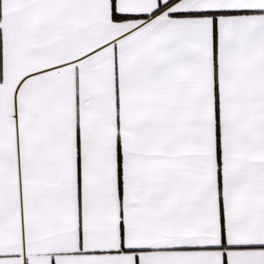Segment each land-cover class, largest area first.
<instances>
[{
    "label": "snow or ice",
    "instance_id": "6c2138e0",
    "mask_svg": "<svg viewBox=\"0 0 264 264\" xmlns=\"http://www.w3.org/2000/svg\"><path fill=\"white\" fill-rule=\"evenodd\" d=\"M0 264H264V0H0Z\"/></svg>",
    "mask_w": 264,
    "mask_h": 264
}]
</instances>
